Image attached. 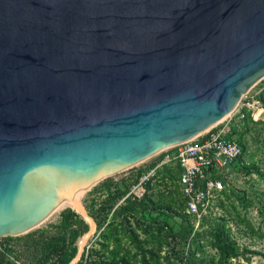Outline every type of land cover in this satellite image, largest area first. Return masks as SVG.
<instances>
[{
	"label": "water",
	"instance_id": "1",
	"mask_svg": "<svg viewBox=\"0 0 264 264\" xmlns=\"http://www.w3.org/2000/svg\"><path fill=\"white\" fill-rule=\"evenodd\" d=\"M264 77V0H0V237L194 138Z\"/></svg>",
	"mask_w": 264,
	"mask_h": 264
},
{
	"label": "rangeland",
	"instance_id": "2",
	"mask_svg": "<svg viewBox=\"0 0 264 264\" xmlns=\"http://www.w3.org/2000/svg\"><path fill=\"white\" fill-rule=\"evenodd\" d=\"M213 127H224L228 130L227 133L232 132L238 136L243 144V153L235 163L225 167V188L207 209L203 224L200 225L201 219L196 226L192 219L194 230L200 235L199 242L204 245L199 253L206 260L218 257V250L211 244L210 231L215 221H220L225 223V230L238 245L239 255L232 262L264 264V77L243 94L232 112ZM165 151L163 149L129 168L101 179L81 194L79 199L90 213H94L96 220L95 232L85 244L83 263L92 249L98 252L92 255L97 261L103 258L111 260L109 250L117 247L118 252L112 254L118 261L122 258L119 262L121 264H182L180 257L185 252L178 231L182 227L186 228L189 223L183 214H179L186 211L174 176L176 162L169 161L156 167L154 174L144 185V194H138L140 180L139 177L136 178V173L147 170L146 166L161 159ZM107 180L115 182L111 186L112 190L116 187L126 190L113 203L111 210L103 209L108 205L110 190L104 189L102 183ZM133 185L138 186L135 188L137 194L128 195ZM152 202L161 207L153 209ZM131 203L135 205L123 211L122 207L132 205ZM167 206L172 207L173 211H167ZM69 207L63 206L26 232L0 237V259L3 264H58V255L53 249L47 257L40 254L44 243L55 241L59 246L62 245L64 231L58 225L61 212ZM114 209L119 212L112 214ZM219 217L225 220H219ZM151 223H156V226L149 234L143 227ZM162 223L166 226L159 231L157 225ZM106 231L112 233L109 240L101 238ZM192 235L193 231L190 237ZM66 236L68 244V235ZM81 236L78 235L73 242L77 251ZM102 242L108 243V250L103 249ZM81 257L82 255L73 264H78Z\"/></svg>",
	"mask_w": 264,
	"mask_h": 264
},
{
	"label": "built area",
	"instance_id": "3",
	"mask_svg": "<svg viewBox=\"0 0 264 264\" xmlns=\"http://www.w3.org/2000/svg\"><path fill=\"white\" fill-rule=\"evenodd\" d=\"M227 131L224 127H210L192 139L164 149L163 157L152 166H146L147 170L139 174L138 194H144V185L156 167L175 161L180 167L176 181L185 199V211L193 217L197 226L214 199L225 188V167L242 154L238 140L227 136ZM138 186L133 185L128 195L137 194L135 188Z\"/></svg>",
	"mask_w": 264,
	"mask_h": 264
},
{
	"label": "trees",
	"instance_id": "4",
	"mask_svg": "<svg viewBox=\"0 0 264 264\" xmlns=\"http://www.w3.org/2000/svg\"><path fill=\"white\" fill-rule=\"evenodd\" d=\"M227 136L231 137V138H235L238 140L239 144L242 147V153H243V144L240 140V138L238 136H236L234 133L232 132H228ZM242 155V154H241ZM241 155L233 162L235 163L238 159H240ZM153 164H150L149 166H151ZM176 167L177 170L174 173L175 178H177V176L180 174V167L179 165L176 163ZM140 171V170H139ZM140 172L136 173V178L139 176ZM115 184V182L111 181V180H107L105 182L102 183V187L104 189L110 190L108 193V205L104 206L103 209H107V210H111L112 209V205L113 203L119 199L120 197H122V195L125 193L126 190H121L118 189V187L114 188L112 190L111 186H113ZM223 192V191H222ZM221 192V194H222ZM181 193V192H180ZM182 195V194H181ZM183 201H182V205L183 207L185 206V199L182 196ZM132 205H128V206H124L122 207L123 211L124 210H128L131 209L135 203H131ZM153 204V209H157L160 208V204L156 205V203ZM167 211H173L172 207L167 206L165 207ZM117 211V209H114L112 214H115ZM180 212V211H178ZM183 213H179L180 215L183 214V216L185 217V219H188V223L189 225L185 228L182 227L179 231H178V235H180V243L181 246L183 248V252H185L184 254H181L180 257V262L182 264H235L234 262H232V259L237 257L239 254L238 252V245L236 243L235 240H233L230 235L229 232H227V230H225V223H222L220 221H215L214 227L211 229V237H212V242L211 244L213 246H215V248L218 250V257L217 258H210L209 260H206L203 256H201V254L199 253L202 250V247L204 246L203 244H201L199 241V232H196L194 230V224L192 223V219L193 217L191 215H189L188 213L184 212V210L182 211ZM94 216V213H91ZM191 217V219H190ZM205 215L202 218V222L200 223V225L203 224V221L205 220ZM219 220H225V218L223 217H219ZM138 222V221H137ZM156 223H151L148 224L146 226L143 227V230L145 232H151V229L156 226ZM61 230L64 231V237L61 238L62 241V245L59 246L55 241L50 242V243H44V245L42 246V252L40 255H44V257H47L50 253H52V249L55 251V254L58 255V264H67L71 258L75 255L76 251H77V247L73 245L74 240L78 237V235H82L84 231H86V229L88 228V224L87 222L80 217V215L78 213H76L73 209L66 208L61 212V217H60V224L58 225ZM166 224H159L157 225L158 230L162 231L165 228ZM191 231H193V235L190 237ZM167 232V231H166ZM169 233V232H168ZM66 234L68 235V244L66 243ZM112 236V233H109L108 231L104 232L101 235V238H104L105 240H109L110 237ZM37 242V241H36ZM187 245V247H186ZM195 245V246H193ZM102 246L103 249H107L108 250V243H104L102 242ZM69 247V248H68ZM114 247V246H113ZM47 250H49L47 252ZM118 248L114 247L111 250H109V253H111V260H107L106 258L100 259V261H97L96 258H93L92 255L98 253L96 250H91V253H89V256L85 257V262L83 263V258L85 255V252L82 254L81 257V261L78 264H111V263H115V264H121L119 263L121 259L116 260V258L113 256L112 253L114 252H118L117 251ZM146 262V261H145ZM9 263V262H8ZM126 263V262H124ZM0 264H3V260L0 259ZM5 264V263H4ZM12 264V263H11ZM55 264V263H52ZM128 264V263H127ZM149 264V263H147Z\"/></svg>",
	"mask_w": 264,
	"mask_h": 264
},
{
	"label": "bare ground",
	"instance_id": "5",
	"mask_svg": "<svg viewBox=\"0 0 264 264\" xmlns=\"http://www.w3.org/2000/svg\"><path fill=\"white\" fill-rule=\"evenodd\" d=\"M84 190L85 189L82 190L81 194L84 192ZM66 205H69L70 206L71 204L70 203H67ZM66 205H64V206H66Z\"/></svg>",
	"mask_w": 264,
	"mask_h": 264
}]
</instances>
